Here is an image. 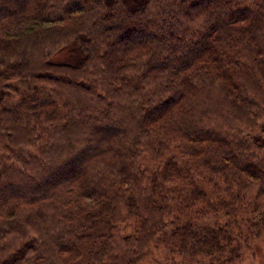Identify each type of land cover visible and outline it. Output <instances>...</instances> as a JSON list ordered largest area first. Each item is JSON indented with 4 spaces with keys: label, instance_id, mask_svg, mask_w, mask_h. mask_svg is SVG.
Returning a JSON list of instances; mask_svg holds the SVG:
<instances>
[{
    "label": "trees",
    "instance_id": "obj_1",
    "mask_svg": "<svg viewBox=\"0 0 264 264\" xmlns=\"http://www.w3.org/2000/svg\"><path fill=\"white\" fill-rule=\"evenodd\" d=\"M264 235V0H0V264H246Z\"/></svg>",
    "mask_w": 264,
    "mask_h": 264
},
{
    "label": "rangeland",
    "instance_id": "obj_2",
    "mask_svg": "<svg viewBox=\"0 0 264 264\" xmlns=\"http://www.w3.org/2000/svg\"><path fill=\"white\" fill-rule=\"evenodd\" d=\"M248 257L246 264H264V235L254 242Z\"/></svg>",
    "mask_w": 264,
    "mask_h": 264
}]
</instances>
